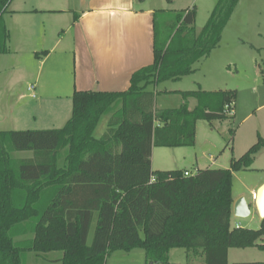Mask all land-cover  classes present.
<instances>
[{"label":"trees","instance_id":"obj_1","mask_svg":"<svg viewBox=\"0 0 264 264\" xmlns=\"http://www.w3.org/2000/svg\"><path fill=\"white\" fill-rule=\"evenodd\" d=\"M10 1L0 0V54L7 49L3 14ZM237 2L218 0L198 33L194 8L177 13L171 25H179L168 43L158 45L155 21L153 62L132 74L124 92L75 90L63 127L0 130V264H23L28 252L61 253L48 264H105L110 253L133 248L144 250L151 264H173L172 248L185 249L186 264L199 256L203 264H228L230 248L264 252V217L257 228L230 225L233 172L251 165L264 146L261 136L228 168L184 175L181 169L151 167L153 147L192 146L198 120L233 117L235 90L181 91L184 100L196 99L192 109L186 101L159 109L145 86L190 73L191 64L217 46ZM118 98L122 107L95 137L101 115ZM62 147L67 154L59 159ZM22 150L32 156L13 157ZM94 212L95 231L87 244ZM26 224L32 225V238L15 241Z\"/></svg>","mask_w":264,"mask_h":264},{"label":"rangeland","instance_id":"obj_2","mask_svg":"<svg viewBox=\"0 0 264 264\" xmlns=\"http://www.w3.org/2000/svg\"><path fill=\"white\" fill-rule=\"evenodd\" d=\"M217 1L160 0L161 3L159 2L160 5L157 6H162L166 10L158 11L156 15L158 45L161 40H166L168 43L174 36L179 24L176 26L171 23L176 21L177 13H184L186 9L194 8L193 26L198 33ZM9 66L7 64L2 67L7 69ZM190 67L192 70L190 73L177 79L151 81L146 84L145 88L154 93V106L159 109L179 108L186 101L187 106L192 107L195 99L190 97L184 100L181 91L231 89L236 92L235 115L233 118L212 121L198 120L195 142L192 146H155L151 161L152 169L179 168L194 174L197 166L204 163L210 164V167L228 168L231 160L243 155L258 140V136L264 139V0H238L222 29L217 46L211 49L207 56L196 59ZM7 72H4L7 75H3L5 78L3 84L6 85L1 86L4 89H8L9 82L13 78L10 72ZM25 81L26 79L21 81L17 87H14L15 89L13 88L14 90L0 91V129L7 125L17 130L64 126V123L59 125L53 122L45 111L37 108L41 102L49 101L46 98H39L32 85V88L28 90L30 83ZM13 104L12 117L7 114L4 118V113H8ZM118 110L120 108L116 112ZM105 125V119H100L94 131L95 137L102 136L106 130ZM232 128L234 131L231 134ZM67 149L62 147L58 153L59 159L66 156ZM25 153L28 152L14 151L12 154L14 158H17ZM209 155L215 158L214 163L208 158ZM262 181H264V146L254 155L249 167L233 172L232 193L234 196L240 195L247 199L251 213L244 218L236 217L232 213L230 217L232 227L235 226V222H241L242 227L257 228L259 226L261 217L252 203L253 194L250 193V189ZM96 221L97 213L94 212L87 244L92 241ZM31 229L32 225L26 224L19 233L22 235L16 236L14 240L25 243L23 240L32 236ZM142 251L138 248L127 254L116 250L109 254L105 264H151L144 260ZM30 257L29 254L24 256L23 264L31 263ZM169 261L173 264H186L185 249H170ZM249 261H264V252L256 247L229 249L228 264ZM203 263V258L200 256L194 261V264Z\"/></svg>","mask_w":264,"mask_h":264},{"label":"crops","instance_id":"obj_3","mask_svg":"<svg viewBox=\"0 0 264 264\" xmlns=\"http://www.w3.org/2000/svg\"><path fill=\"white\" fill-rule=\"evenodd\" d=\"M159 2L160 0H11L8 11L3 14L9 38L6 51L0 54V91L14 90V87L26 79L25 83L33 85L39 98L49 101L41 102L37 108L45 111L53 122L65 125L71 116L72 95L75 90L107 93L128 90L132 74L153 62L156 15L158 11L166 10L157 6L160 5ZM7 64L10 65L7 69L2 67ZM5 71L10 72L13 77L8 89L1 87L6 85L3 84ZM196 103L195 99V104L188 108L192 109ZM13 107L14 104L10 106L8 113H4V118L7 114L12 117ZM121 107L122 99L118 98L101 115L100 119H105L106 128L110 116ZM234 109L235 104L233 117ZM0 130L14 129L7 125ZM25 151L28 153L17 158L32 156V151ZM153 151L154 147L152 154ZM152 158L153 155L151 161ZM208 158L214 163L212 155ZM208 167L210 164L204 163L196 169ZM263 182L251 188L250 193L255 194ZM239 196L233 195V202ZM251 199L254 204L253 195ZM236 223L241 225V222ZM20 235L22 234L17 236ZM135 249L138 248L118 251L129 254ZM142 252L145 260L144 250ZM27 254L32 259L29 264H48V260L58 258L61 253L50 251Z\"/></svg>","mask_w":264,"mask_h":264},{"label":"water","instance_id":"obj_4","mask_svg":"<svg viewBox=\"0 0 264 264\" xmlns=\"http://www.w3.org/2000/svg\"><path fill=\"white\" fill-rule=\"evenodd\" d=\"M254 204L261 218L264 217V183L257 189L254 195ZM232 212L236 217L244 218L250 215V204L244 196L236 198L232 204Z\"/></svg>","mask_w":264,"mask_h":264},{"label":"built area","instance_id":"obj_5","mask_svg":"<svg viewBox=\"0 0 264 264\" xmlns=\"http://www.w3.org/2000/svg\"><path fill=\"white\" fill-rule=\"evenodd\" d=\"M33 86V85H32ZM31 85L28 86V90L32 88ZM190 173L188 171H184V175H189ZM255 194H253V197H254ZM241 225L239 223H236L235 224V227H240Z\"/></svg>","mask_w":264,"mask_h":264}]
</instances>
